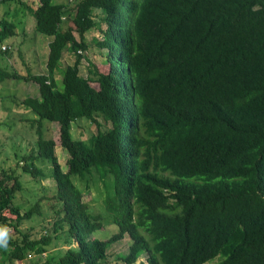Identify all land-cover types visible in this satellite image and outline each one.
<instances>
[{
	"label": "trees",
	"instance_id": "obj_1",
	"mask_svg": "<svg viewBox=\"0 0 264 264\" xmlns=\"http://www.w3.org/2000/svg\"><path fill=\"white\" fill-rule=\"evenodd\" d=\"M10 2L50 37L44 73L0 66V82L38 85V95L21 100L37 133L23 169L45 176L34 160L52 163L59 209L50 234L23 232L22 220L34 212L10 207L22 183L14 169L3 170L0 225L14 232L0 247L1 264H27L29 253L42 255L60 240L69 248L56 264H107L109 247L126 235L131 243L121 255L124 264H135L144 252L147 264H205L217 257L218 264H264V0L0 5ZM9 10L0 18L1 40L17 34ZM95 10L102 11L105 28ZM96 27L101 38L93 39L106 50L110 69L89 61L84 76L86 33ZM1 50L13 54L10 45ZM65 51L75 61L61 70V88L56 72ZM83 119L98 131L74 139L73 123ZM44 120L58 124L67 171L58 161L57 139L44 136ZM96 170L105 180L107 222L118 226L105 240L95 237L103 216L75 182Z\"/></svg>",
	"mask_w": 264,
	"mask_h": 264
},
{
	"label": "rangeland",
	"instance_id": "obj_2",
	"mask_svg": "<svg viewBox=\"0 0 264 264\" xmlns=\"http://www.w3.org/2000/svg\"><path fill=\"white\" fill-rule=\"evenodd\" d=\"M24 1L33 8H36L39 4V0ZM55 1L58 2L59 0ZM65 1L70 2V6L74 8L78 0ZM15 7H19V4L16 2L1 4L0 18L6 12L5 9L13 10ZM26 14H29L27 10ZM30 15L25 17L24 8L10 11L6 17L17 25V34L3 40L0 39V66L10 71L16 70L25 75L29 71L28 69H31L35 73H44L46 71L49 51L47 42L50 40L49 36L41 34L36 30L35 18L34 16L30 18ZM93 16L105 28L106 25L102 22V11L95 10ZM29 20L33 26L29 25ZM76 35L78 36V34ZM95 37L101 38V32L97 27L90 29L86 33L88 49L84 52L85 59L81 63V74L84 76H87L89 61L96 63L103 72H108L110 69L109 62L106 61V50L97 47L93 39ZM4 44L10 45L13 52V54L9 55L11 58L1 50V46ZM23 58H25L26 62ZM74 61V54L65 51L60 68L56 72V77L60 82L61 88L63 87L61 70L66 65L74 63ZM35 86L36 83L33 81H22L13 78L0 82V178L4 177L3 170L10 171L14 169L16 171L15 175L18 176L17 179L19 178L18 180L22 183V188L17 191L16 198L14 202H11L10 207L14 205L19 206L23 213L31 209L33 210V216L22 220L20 228L23 232L31 234L33 238H39L42 235L51 233L53 222L57 218L56 210L59 209V205L54 198L57 186L55 181L50 177L53 172L52 163L46 158L34 160V166L41 167L45 176H33L23 169V156H27L35 151L37 133L35 131L36 126H33L29 121L33 113L21 103V100L29 95H37L38 89ZM93 86L98 87V84L93 82ZM43 122L44 136L47 139H57L56 154L58 161L62 169L67 171L69 154L60 146L58 124L49 120H44ZM103 128H105V125ZM97 131V125L87 119L73 123L71 130L74 139H88ZM104 181L100 176L99 170H96L87 181L80 177L79 179H75L77 185L84 189V199L98 211V214L103 216L105 225L101 230L96 231L95 237L105 240L118 231V226L107 222L109 213L105 205H102L105 196ZM12 182H15V179ZM6 214L12 218L15 217L10 209L6 211ZM8 229L10 233L14 232L11 227ZM59 242L58 244L56 243L57 245H51L47 252L42 255L29 253L27 264H47V260H51L49 264H56L54 261L62 255L63 250L69 248L68 243L62 240ZM130 243L131 238L129 235H126L122 240L110 246L107 264H124L121 255L124 256L128 252ZM59 244L61 245L59 246ZM74 245H77V243ZM60 247L62 248L60 249ZM219 261L220 258L217 257L205 264H218ZM135 264H147L145 252Z\"/></svg>",
	"mask_w": 264,
	"mask_h": 264
},
{
	"label": "clouds",
	"instance_id": "obj_3",
	"mask_svg": "<svg viewBox=\"0 0 264 264\" xmlns=\"http://www.w3.org/2000/svg\"><path fill=\"white\" fill-rule=\"evenodd\" d=\"M9 240V229L0 225V247H7Z\"/></svg>",
	"mask_w": 264,
	"mask_h": 264
},
{
	"label": "built area",
	"instance_id": "obj_4",
	"mask_svg": "<svg viewBox=\"0 0 264 264\" xmlns=\"http://www.w3.org/2000/svg\"><path fill=\"white\" fill-rule=\"evenodd\" d=\"M1 257H2V253H1V250H0V264H1ZM18 263L20 264L19 260L16 261V264H18Z\"/></svg>",
	"mask_w": 264,
	"mask_h": 264
},
{
	"label": "crops",
	"instance_id": "obj_5",
	"mask_svg": "<svg viewBox=\"0 0 264 264\" xmlns=\"http://www.w3.org/2000/svg\"><path fill=\"white\" fill-rule=\"evenodd\" d=\"M35 87H36V89H38V85H36ZM37 95H38V93H37ZM25 111H26V110H25ZM22 119H23V118H22ZM20 121H21V120H20ZM0 122H1V121H0Z\"/></svg>",
	"mask_w": 264,
	"mask_h": 264
}]
</instances>
